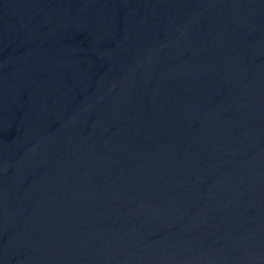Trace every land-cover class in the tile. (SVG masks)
<instances>
[{
  "label": "water",
  "instance_id": "obj_1",
  "mask_svg": "<svg viewBox=\"0 0 264 264\" xmlns=\"http://www.w3.org/2000/svg\"><path fill=\"white\" fill-rule=\"evenodd\" d=\"M0 264H264V0H0Z\"/></svg>",
  "mask_w": 264,
  "mask_h": 264
}]
</instances>
